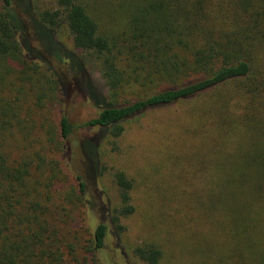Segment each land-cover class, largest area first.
I'll use <instances>...</instances> for the list:
<instances>
[{
	"label": "trees",
	"instance_id": "1",
	"mask_svg": "<svg viewBox=\"0 0 264 264\" xmlns=\"http://www.w3.org/2000/svg\"><path fill=\"white\" fill-rule=\"evenodd\" d=\"M205 95L196 196L216 242L193 248L206 264H264V0H0V264H105L135 184L116 168L119 202L102 205L103 142L117 147L132 118ZM86 100L99 112L76 124L63 104ZM133 253L166 257L148 240Z\"/></svg>",
	"mask_w": 264,
	"mask_h": 264
},
{
	"label": "rangeland",
	"instance_id": "2",
	"mask_svg": "<svg viewBox=\"0 0 264 264\" xmlns=\"http://www.w3.org/2000/svg\"><path fill=\"white\" fill-rule=\"evenodd\" d=\"M16 1L26 7V0ZM36 1L40 7L52 3V0ZM58 39L75 51L67 30H61ZM89 71L96 89L107 94V85L97 64L90 65ZM210 98L205 95L148 110L126 123L117 147L103 142L106 155L102 160L106 170L100 184L102 205L119 202L118 190L111 178L116 168L124 169L135 184V212L122 219L125 226L122 234L118 236L113 231L108 235L106 247L101 251L105 264H144L133 250L145 240L163 244L166 251L163 264H206L193 245L199 240L196 238L213 240L215 225L214 217L206 209H202L200 215L196 195L205 189L206 178L193 153L202 146L203 139L194 132V127L202 114L200 109L211 104ZM90 102L65 103L62 109L70 114L74 123L82 124L99 112ZM71 146L78 152L75 144ZM91 201L96 202L94 198ZM200 216L203 219L199 223ZM176 228L177 234H170ZM170 237L172 240L168 241ZM213 241L216 242V238Z\"/></svg>",
	"mask_w": 264,
	"mask_h": 264
}]
</instances>
